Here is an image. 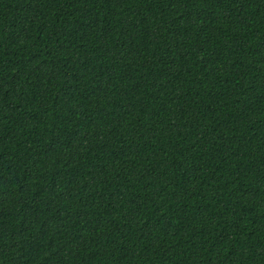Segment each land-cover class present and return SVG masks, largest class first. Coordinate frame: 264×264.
Returning <instances> with one entry per match:
<instances>
[{"label": "trees", "instance_id": "1", "mask_svg": "<svg viewBox=\"0 0 264 264\" xmlns=\"http://www.w3.org/2000/svg\"><path fill=\"white\" fill-rule=\"evenodd\" d=\"M0 264H264V0H0Z\"/></svg>", "mask_w": 264, "mask_h": 264}]
</instances>
